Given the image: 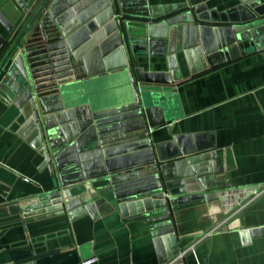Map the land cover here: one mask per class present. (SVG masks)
Wrapping results in <instances>:
<instances>
[{
	"label": "water",
	"instance_id": "water-1",
	"mask_svg": "<svg viewBox=\"0 0 264 264\" xmlns=\"http://www.w3.org/2000/svg\"><path fill=\"white\" fill-rule=\"evenodd\" d=\"M16 1L18 10L0 0V95L26 117L25 138L52 176L68 167L78 184L93 181L96 194L84 204L62 177L18 203L21 222L66 211L96 216L108 207L146 221L157 246L175 248V259L174 213L216 198L228 150L204 133H174L173 94L184 79L264 48V0H239L222 12L200 3L179 13L186 3ZM105 74L130 83L92 91L91 78ZM163 128L169 137L156 141Z\"/></svg>",
	"mask_w": 264,
	"mask_h": 264
},
{
	"label": "crops",
	"instance_id": "crops-1",
	"mask_svg": "<svg viewBox=\"0 0 264 264\" xmlns=\"http://www.w3.org/2000/svg\"><path fill=\"white\" fill-rule=\"evenodd\" d=\"M9 1L18 10L17 1ZM181 3L187 7L177 13L200 3L222 12L240 2L152 0L150 5ZM3 57L2 52L0 63ZM91 80L94 92L124 83L112 74ZM177 85L174 133H204L216 148L228 150L215 177L216 198L174 213L177 247L188 250L183 264H264V48ZM26 120L0 95V264H81L93 256L95 264H160L166 258L170 264L177 258L169 260L171 244L168 249L163 242L156 245L146 221L128 220L108 207L103 213L94 210L96 216L79 212L72 217L66 211L21 222L18 203L49 192L54 180L60 185L64 178L66 189L84 204L96 196L93 181L78 184L68 167L62 173L53 168L52 176L44 155L25 138L30 134ZM153 135L156 141L169 137L165 128Z\"/></svg>",
	"mask_w": 264,
	"mask_h": 264
},
{
	"label": "built area",
	"instance_id": "built-area-1",
	"mask_svg": "<svg viewBox=\"0 0 264 264\" xmlns=\"http://www.w3.org/2000/svg\"><path fill=\"white\" fill-rule=\"evenodd\" d=\"M218 228H219V226H216L211 232L216 231ZM187 252H188V250L182 251L180 253V255L170 264H175L178 260H182ZM97 261H98V258L96 256H93V257H90V258L83 260L81 264H95Z\"/></svg>",
	"mask_w": 264,
	"mask_h": 264
},
{
	"label": "rangeland",
	"instance_id": "rangeland-1",
	"mask_svg": "<svg viewBox=\"0 0 264 264\" xmlns=\"http://www.w3.org/2000/svg\"><path fill=\"white\" fill-rule=\"evenodd\" d=\"M182 261V260H181Z\"/></svg>",
	"mask_w": 264,
	"mask_h": 264
}]
</instances>
